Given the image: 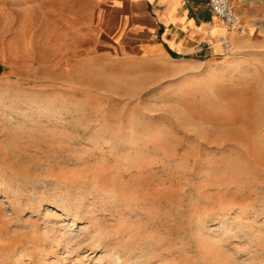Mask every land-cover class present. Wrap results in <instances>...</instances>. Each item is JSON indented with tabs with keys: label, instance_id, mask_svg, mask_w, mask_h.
<instances>
[{
	"label": "rangeland",
	"instance_id": "obj_1",
	"mask_svg": "<svg viewBox=\"0 0 264 264\" xmlns=\"http://www.w3.org/2000/svg\"><path fill=\"white\" fill-rule=\"evenodd\" d=\"M233 4L243 37L155 61L92 0H0V264H264V0Z\"/></svg>",
	"mask_w": 264,
	"mask_h": 264
},
{
	"label": "crops",
	"instance_id": "obj_2",
	"mask_svg": "<svg viewBox=\"0 0 264 264\" xmlns=\"http://www.w3.org/2000/svg\"><path fill=\"white\" fill-rule=\"evenodd\" d=\"M92 3L96 13L102 12L105 25H110L108 35L132 45L146 59L161 61L222 45L226 48L232 38L239 37L224 30L208 0H92ZM231 4L234 6L233 0Z\"/></svg>",
	"mask_w": 264,
	"mask_h": 264
},
{
	"label": "built area",
	"instance_id": "obj_3",
	"mask_svg": "<svg viewBox=\"0 0 264 264\" xmlns=\"http://www.w3.org/2000/svg\"><path fill=\"white\" fill-rule=\"evenodd\" d=\"M209 7L215 17L219 19L226 32H235L239 37L245 35V28L242 19L231 0H208Z\"/></svg>",
	"mask_w": 264,
	"mask_h": 264
}]
</instances>
